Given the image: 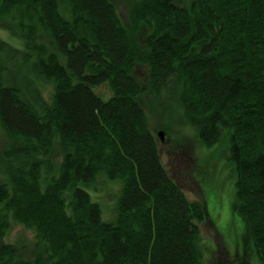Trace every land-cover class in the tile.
Segmentation results:
<instances>
[{"label":"trees","instance_id":"trees-1","mask_svg":"<svg viewBox=\"0 0 264 264\" xmlns=\"http://www.w3.org/2000/svg\"><path fill=\"white\" fill-rule=\"evenodd\" d=\"M3 18L22 48L1 46L0 264H204L207 208L150 126L178 109L203 144L228 136L234 212L264 264V0H133L129 28L111 0H0Z\"/></svg>","mask_w":264,"mask_h":264},{"label":"rangeland","instance_id":"rangeland-1","mask_svg":"<svg viewBox=\"0 0 264 264\" xmlns=\"http://www.w3.org/2000/svg\"><path fill=\"white\" fill-rule=\"evenodd\" d=\"M111 1L124 26L129 28L133 0ZM134 34L140 42L145 36L143 27L138 26ZM5 43L13 46L16 54L14 61H19L18 49L22 48L21 41L12 37L10 25L3 18L0 20L1 58L5 57L1 47ZM146 74L145 67H136L135 75L138 79L145 80ZM41 80L38 84V97L44 104H49L53 98L54 85ZM94 90L106 99L111 95L107 83L99 84ZM142 105L146 107L145 103ZM166 112H162L160 118L150 113V126L159 141L161 161L168 173L178 182L189 200L203 202L207 208L209 221L200 226L204 264H259L253 256L245 227L234 212V178L227 158L230 150L228 136L225 135L216 144L207 146L198 139L194 128L183 118L181 110L178 109V114H174L172 110ZM162 124L165 129L160 126ZM159 132H163L162 137L158 136ZM100 180L97 185L101 184L102 188L107 185L103 188L106 193H102L100 199L110 206L113 203L115 207L114 195L119 185L116 182L107 183L103 176H100ZM103 219L110 220L104 216ZM29 235L21 227H15L10 238Z\"/></svg>","mask_w":264,"mask_h":264},{"label":"water","instance_id":"water-1","mask_svg":"<svg viewBox=\"0 0 264 264\" xmlns=\"http://www.w3.org/2000/svg\"><path fill=\"white\" fill-rule=\"evenodd\" d=\"M158 135H159L160 137H162L163 134H162V132H159Z\"/></svg>","mask_w":264,"mask_h":264},{"label":"bare ground","instance_id":"bare-ground-1","mask_svg":"<svg viewBox=\"0 0 264 264\" xmlns=\"http://www.w3.org/2000/svg\"><path fill=\"white\" fill-rule=\"evenodd\" d=\"M162 134H163V132H162ZM159 136V135H158ZM163 136V135H162ZM160 137V136H159ZM234 183V182H233ZM234 186V185H233Z\"/></svg>","mask_w":264,"mask_h":264}]
</instances>
